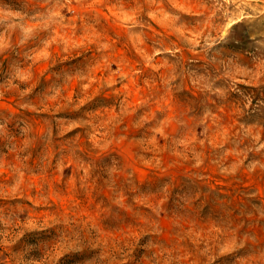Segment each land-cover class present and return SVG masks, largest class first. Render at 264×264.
Returning <instances> with one entry per match:
<instances>
[{
    "label": "rangeland",
    "instance_id": "374dc122",
    "mask_svg": "<svg viewBox=\"0 0 264 264\" xmlns=\"http://www.w3.org/2000/svg\"><path fill=\"white\" fill-rule=\"evenodd\" d=\"M0 264H264V0H0Z\"/></svg>",
    "mask_w": 264,
    "mask_h": 264
}]
</instances>
